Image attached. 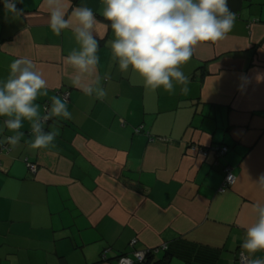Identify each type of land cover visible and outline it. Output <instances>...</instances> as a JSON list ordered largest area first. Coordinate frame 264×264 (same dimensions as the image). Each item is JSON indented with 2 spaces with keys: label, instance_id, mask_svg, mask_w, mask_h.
<instances>
[{
  "label": "crops",
  "instance_id": "obj_1",
  "mask_svg": "<svg viewBox=\"0 0 264 264\" xmlns=\"http://www.w3.org/2000/svg\"><path fill=\"white\" fill-rule=\"evenodd\" d=\"M71 6L89 7L97 18L99 63L80 86L98 77L93 87L105 91L102 99L73 84L77 73L64 59L79 49L71 9V26L56 36L44 0L17 4L26 13L19 20L0 4V81L15 59H31L47 81V94L35 101L41 116L63 92L72 114L46 125L44 132L59 131L47 149L30 147L28 121L11 151L0 149V264H116L132 251V239L137 250L166 244L154 256L166 264L264 260V252L241 248L257 219L253 205L264 204L257 183L264 176V0H228L235 26L181 66L190 78L186 94L175 81L170 94L119 71L104 0ZM5 119L0 142L14 135ZM213 145L228 151L216 158ZM25 159L37 165L35 173ZM225 164L235 181L221 192Z\"/></svg>",
  "mask_w": 264,
  "mask_h": 264
},
{
  "label": "clouds",
  "instance_id": "obj_2",
  "mask_svg": "<svg viewBox=\"0 0 264 264\" xmlns=\"http://www.w3.org/2000/svg\"><path fill=\"white\" fill-rule=\"evenodd\" d=\"M23 3L24 0H0L6 14L14 20L26 15L24 8H17V4ZM44 4L48 26L56 36L71 26L70 19L65 18L71 9L79 49L72 50L64 59L77 73L73 84L86 95L95 93L97 99H102L105 91L93 87L99 84L98 77L80 86L81 75H91L99 63V41L93 35L98 21L93 10L86 6L72 8L71 0H44ZM103 18L110 22L114 38L109 45L119 71L131 70L144 85L153 90L162 88L170 94L175 93L173 81L183 86L181 91L185 94L189 91L190 78L181 71V66L191 60L197 47L225 40L237 19L228 7V0H104ZM108 26L105 24L104 28ZM9 67V77L0 81V117L7 118L5 125L14 133L8 142L16 145L20 141L24 135L20 131L22 122L28 121L34 134L30 147L47 149L59 131L55 128L42 131L41 121L52 117L71 119L68 103L60 96H53L50 110L41 117L40 106L35 101L38 95L47 94L43 74L28 58L15 59ZM257 183L264 190V176ZM253 207L257 219L247 227L241 244L249 255L264 252V204ZM126 259L121 258V264ZM250 264H264V260L253 259Z\"/></svg>",
  "mask_w": 264,
  "mask_h": 264
},
{
  "label": "built area",
  "instance_id": "obj_3",
  "mask_svg": "<svg viewBox=\"0 0 264 264\" xmlns=\"http://www.w3.org/2000/svg\"><path fill=\"white\" fill-rule=\"evenodd\" d=\"M61 96H62V98L64 100H67L68 99V92L61 93ZM48 110L49 109L47 108V104H46L45 107H44V111L45 112H44L43 116L45 114H47ZM4 124H5V122H4ZM139 128L140 127L135 128V132H139V130H140ZM9 136L10 135H6L5 139L2 142H0V149L4 150L5 152H10L11 149H12L11 144L8 142V137ZM210 149L215 152V157L216 158L222 156L228 150L226 146H217V145L211 146ZM200 152L203 155L206 154V150L205 149H200ZM25 163H26L27 168H28L30 173H35L36 172L37 165L35 163L28 162L26 159H25ZM229 177H231L230 180H229ZM234 181H235V174L232 172V168L229 165L225 164L223 166V180H222V183L220 185L219 191H221V192L225 191V189L230 187L234 183ZM135 243H136L135 239H132L130 241L129 245H130L132 251L129 254H127V255H122L119 258H117L116 264H121V258H128V259L123 261V264H141L145 260V258H146L148 253L156 254L159 251H164V250L167 249V245L166 244H162V245H160L158 247H154V248H146V249L137 250V249L134 248ZM105 253H106V251L104 250L102 252V254H101L102 259L105 258ZM138 257H141V258L138 259ZM240 261L247 262V257L243 253H240Z\"/></svg>",
  "mask_w": 264,
  "mask_h": 264
},
{
  "label": "trees",
  "instance_id": "obj_4",
  "mask_svg": "<svg viewBox=\"0 0 264 264\" xmlns=\"http://www.w3.org/2000/svg\"><path fill=\"white\" fill-rule=\"evenodd\" d=\"M47 108L50 110V108H51L50 105L47 104ZM44 112L45 111L43 109V114H44ZM43 114H42V116H43ZM50 120H51V118L49 120H47V121H41L42 124H43L42 131L46 130V125L50 122ZM217 146H226V145H217ZM227 149H228V147H227ZM214 155H215V152H214ZM122 255H127V254H121L117 258H119ZM154 256H156V254L148 253L146 258H145V260L141 264H166L167 263V262H164L163 259H159V260L158 259H154Z\"/></svg>",
  "mask_w": 264,
  "mask_h": 264
}]
</instances>
